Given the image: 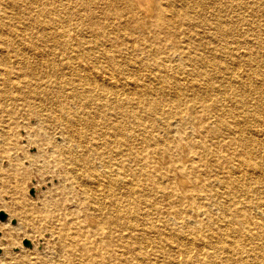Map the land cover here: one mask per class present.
Returning <instances> with one entry per match:
<instances>
[{"label": "bare ground", "instance_id": "obj_1", "mask_svg": "<svg viewBox=\"0 0 264 264\" xmlns=\"http://www.w3.org/2000/svg\"><path fill=\"white\" fill-rule=\"evenodd\" d=\"M29 1L31 35L0 25V159L9 166L0 167V184L24 176L26 161L61 185L35 231L22 205L2 202L19 221L0 226V264H264L263 41L239 52L246 40L231 46L232 27L223 19L244 0H220L212 25L195 10L206 0H131L129 8L103 0ZM245 3L258 10L253 0ZM170 22L178 24L170 29ZM84 30L97 39L83 38ZM171 39L186 45L156 57ZM223 44L226 61L211 50ZM123 50L137 56L120 61ZM46 53L85 72L47 85ZM20 112L46 116L25 128L33 155L18 142L8 145L6 117ZM129 162L136 166L130 173ZM27 225L32 234L49 232L47 254L11 253L31 235ZM178 246L185 252L169 257ZM218 252L225 257L215 260Z\"/></svg>", "mask_w": 264, "mask_h": 264}, {"label": "rangeland", "instance_id": "obj_2", "mask_svg": "<svg viewBox=\"0 0 264 264\" xmlns=\"http://www.w3.org/2000/svg\"><path fill=\"white\" fill-rule=\"evenodd\" d=\"M108 1H112V4L114 1L115 2L117 1L118 3L120 2L121 7H125V8L133 7L131 0H103L105 5L108 4ZM156 1L157 0H155V2ZM159 1H161V3L163 4L167 0L166 1L165 0H159ZM229 1H231V0H229ZM247 1L248 0H244L243 4L240 3V5H236V7H228L227 10L225 11V13H223V15H224L223 19H225V22H227V24L230 27H232V30L230 29V35L227 36V38H226L227 41L230 42L231 46H235L239 40L240 41L246 40V44L240 45L239 52H243L244 50H246V49H242L245 47L254 49L253 48L254 44H252V43L255 40H257L259 42L263 41L262 46H264V0H253L255 3H257V6H258V10H255V11H252L250 6L247 5V3H245ZM204 2H205V4L206 3H208V4L204 5V3H203V5H204L203 7L196 6L197 8L195 7V10H198L199 12H203V14H204L203 16L208 20V21H206L207 25H209V24L212 25V24H214V22L216 20L212 17L211 13L214 11L215 6L218 4V2H220V0L219 1L218 0H211V1L206 0ZM57 3L66 5L67 3H69V1L68 0H57ZM120 4H118V6H120ZM154 4L155 3H153V6L156 7V4L155 5ZM101 5L102 4H100V3H97V4L94 3V6H95L97 11H99L100 9L102 10V8H100ZM111 5H109V7H110L109 9L111 11H114L115 8ZM30 6L31 5H30L29 0H19L17 2H15V1L13 2L12 0H0V9H5V10H0V25H4V26H5V24L12 25L10 27V31L12 30V28L16 29V30L18 29V30L23 32L22 36L24 38H27L29 35H31L30 33L35 31L33 29V27H31V29L26 28L27 27L26 23L30 22V13L28 12L26 14L25 12L27 11L26 8L30 7ZM125 8H123V9L125 10ZM229 13H230V16H229ZM78 14L75 15L76 18L80 17ZM12 16L16 20L8 18V17H12ZM64 20H65V18H64ZM178 20L180 21V18ZM197 20L201 21L200 18H198ZM178 22L177 23L170 22L167 24V27L170 29H173L178 24ZM65 23H69L68 19H67V21H65ZM114 25H116V23ZM185 27H187V26L184 25L181 28H185ZM0 28H1V26H0ZM236 32H238V33H236ZM108 33L110 36L113 35L114 30H113L112 26L108 28ZM77 35H78L77 33L73 34L74 40H78L76 37ZM82 37L85 39H95V40L97 39V38H95V35L93 32L86 31V30H84ZM236 39H238L236 43H231L232 41H234ZM205 41H206V39H205ZM170 43H172L171 47L165 48L163 50L164 52L156 54V57H159V58L165 57L168 54L170 55L172 53L180 52V47L186 45L185 43H183L182 41H179L178 39H171ZM51 44H53V41ZM119 44H120V42H119ZM210 46H214V44H212ZM221 46H225V44L220 45V46H216V47H218V49H211L212 55L214 57H216L217 59L219 57H221L223 61H226V58L224 57L223 49ZM53 47H55V46H53ZM261 47L258 48L259 54L264 53V48H261ZM123 52L124 53H123V56L120 59V61H122L126 58H127L126 60H129V57H133V59H135V57L137 56L136 52L134 54L131 53L129 50H123ZM99 55L100 54L97 52L96 56H99ZM45 58H46L47 62H49V65H48L49 67L46 68L45 71L48 70V73L50 74V77H51V78H45V79H48L47 85H55V81H56L55 78L59 77L60 75L62 76V78L60 79V81H61L60 83L64 84L65 80L63 77H66V78L70 77V78L74 79V78L78 77L79 75H81L85 72L83 69L80 70V69H76L75 67L74 68L65 67V66L63 67V65L61 64V60L58 57H56L54 54L47 55V53H46ZM98 58H101V57H98ZM84 60L89 61L91 59L85 58ZM93 65H97V64L94 62ZM134 69L135 68L131 67V70H134ZM37 70L39 71V69H37ZM44 72H42V74ZM124 72L129 73L128 71H124ZM53 80H54V82L50 83ZM44 86H46V85L44 84ZM44 86H42V87H44ZM50 92H52L51 94H54V91H50ZM224 103L229 104L228 100H227V102L224 101ZM237 111H239V110L237 109ZM21 114H22L21 112L16 114V115L14 114L13 118L6 117V118H8L7 123L9 125V128L11 127L10 129L8 128L9 129L8 130L9 138H10V140H8V145H11L12 143L18 142V144H21L24 147L22 150L25 154L27 153L29 155H31V154L33 155L37 152V147L32 145V144L30 145L31 147H29V145L27 143L28 137H26L27 131L25 128L32 127L34 129V128L38 127L40 122L43 121L46 118V116H44V113H43L41 116V119L39 120V119L34 118L33 116L30 117V119H29L27 116H22ZM231 120H232V117H228V119H226V123H228V121H231ZM16 122L18 124H20V126L18 128L14 129ZM46 124H50V123H47V121L43 122L44 127L46 126ZM51 125L54 126L53 123H51ZM250 127L254 128V127H256V125L254 123H250ZM53 131L55 133L56 141H59L60 135L56 133V132H58V130L54 129ZM10 135L12 136V138H14L15 141L11 139ZM57 139H59V140H57ZM134 140H137V138H133V143L136 142ZM20 165L22 167H24L26 170V174H24V176H22V177L11 176L7 180L6 184H4V185H3V183L0 184V205L2 204V202H6V201L9 205H11V202H16L20 206L22 205V207H21L22 210L26 211V213L28 215V219L29 220L31 219L30 222L34 223L35 226H34L33 230L35 231L38 227H41V224L40 225L37 224V221L39 220V216L41 215L42 211H46L49 209V207L46 206L47 200L50 197H53V198L57 197L58 191H55V188L57 186L61 185V181L58 179V177L51 176L49 174H44V175L40 176L38 173V167L36 165H29L28 162H26V161H23V163H21ZM126 165H127L129 173L136 168L134 162H129ZM48 166H49V169L56 167V166H54V164L52 162H48ZM0 167L3 169H9L8 162L0 159ZM32 187H34L36 189V191H35L36 193H35V195L31 196L29 190ZM245 203L247 205L252 204V202H249V201H246ZM0 210H4L8 214V219L4 220L2 222L0 221V226L3 223H8L11 227L15 228L18 224L19 217L18 216L9 217L10 210L8 208H3V207L1 208L0 207ZM252 213L255 214V212H252ZM11 219H14L16 224L10 223ZM154 220H155V217L154 218L151 217V221H154ZM157 222H158V220H156L155 223H157ZM36 225H38V227ZM32 232H33L32 226L27 225L26 233L31 234V235H29V237H26V236L20 237V235H19V237L21 238V240H20L21 248L18 249V251H14V248L16 247V245L10 246V251L12 254L18 255V252L20 250H25L27 253L31 254V257H34L35 256L34 252L45 253L47 251L46 241L48 239V236H50V235H47L49 232L48 231H42L40 235H37L35 233L32 234ZM1 233L2 232L0 230V234ZM185 235H184V237H185ZM216 235H220V234H216ZM150 236L154 237L153 234H150ZM173 237H175V236H173ZM23 238H28V239L32 240V243L34 242L33 245L31 247H24L22 245ZM185 238H187V236ZM167 244H170L169 240H167ZM170 248H171V251H169V254H168L169 257L177 256V254L180 252H182V253L185 252V249H183L180 246H178L177 248H172V247H170ZM0 249H1V252H0V254H1L3 252V247L1 245H0ZM45 254H47V253H45ZM204 254L205 255L206 254H212L213 255L214 250L204 249ZM219 256L221 258H224L225 254L222 252H218L214 259L216 260ZM191 264H194V263H191Z\"/></svg>", "mask_w": 264, "mask_h": 264}, {"label": "water", "instance_id": "obj_3", "mask_svg": "<svg viewBox=\"0 0 264 264\" xmlns=\"http://www.w3.org/2000/svg\"><path fill=\"white\" fill-rule=\"evenodd\" d=\"M35 191H36V189H35L34 187H32V188L29 190L30 195H31V196H32V195H35V193H36ZM7 218H8V214H7L4 210H0V221L2 222V221H4V220H6ZM10 223H12V224H16L14 219H11V220H10ZM22 245H23L24 247H31V246H32V243H31V241H30L29 239L25 238V239L22 240ZM18 249H19V247H16V248H14V251H18ZM0 252H1V251H0Z\"/></svg>", "mask_w": 264, "mask_h": 264}]
</instances>
